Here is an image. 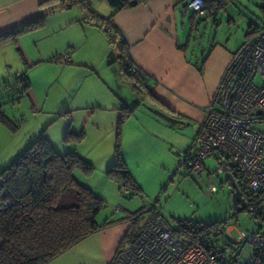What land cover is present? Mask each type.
<instances>
[{"label": "rangeland", "instance_id": "374dc122", "mask_svg": "<svg viewBox=\"0 0 264 264\" xmlns=\"http://www.w3.org/2000/svg\"><path fill=\"white\" fill-rule=\"evenodd\" d=\"M92 3L97 14H101L102 8L107 6L106 0L102 1V5H97L93 0ZM82 11V8L75 7L63 15L70 17V20H80L87 14L84 11L85 14L79 17ZM191 15L188 11L185 24L188 25ZM57 19L48 22L43 31L29 33L20 39L19 48L27 61L26 65L14 50L11 60L5 67L3 65L0 112L7 119V124L0 120V171L10 166L46 132L56 152L65 154L74 150L93 165L90 174L76 171L75 177L104 200V206L96 216L97 223L127 222V231L134 235L139 231L143 214L134 224L131 217L153 205L173 228L178 227V220H187L198 226L217 224V228L210 233L217 249L228 260L249 261L252 246L239 238L240 232L247 235L264 232V220L253 217L245 207L238 211L233 208L226 172L218 171L223 164L220 154L207 158L204 172L198 175L180 165L183 152L193 143L190 127L176 130L162 122L150 126L143 120L145 129L141 128L135 149L128 139L121 143L120 128L118 150L128 151V170L139 187L138 191H134L127 186L128 195L121 193L119 183L107 175V170L117 162L115 150L118 135L115 133L116 136L111 137L108 121L102 128L92 125L94 118L86 124V111L76 109V106L82 102L81 95L86 97L100 91L99 98L104 103L117 96L119 104L124 102L130 109L141 104L139 107L152 111L149 99L145 89L137 82L131 85L117 77V72L113 70L116 68L114 53L96 28L87 27L81 19L78 24L59 30ZM262 25L264 0H233L217 14H197L188 55H208L216 45L234 51L255 28ZM80 27L87 29V32L84 33ZM70 37L74 43L72 55L75 54L74 59L82 64V67L76 68L80 74L76 73L75 68H68L70 63L58 64L52 55L58 47L67 46ZM81 73H88V76ZM23 75L31 85L28 95L21 94L22 84L17 79ZM89 99L85 98L84 102L92 105L93 100ZM179 127L178 122L175 128ZM69 128L72 133L82 132L80 141H64ZM257 128L264 131V126ZM187 144L189 147L185 149ZM107 157H115V162L109 163ZM210 185L215 186L216 191L210 193Z\"/></svg>", "mask_w": 264, "mask_h": 264}, {"label": "crops", "instance_id": "0c3cea01", "mask_svg": "<svg viewBox=\"0 0 264 264\" xmlns=\"http://www.w3.org/2000/svg\"><path fill=\"white\" fill-rule=\"evenodd\" d=\"M93 1L97 2V5H102L103 0ZM189 1L149 0L145 4L117 10L114 13L107 2V6L102 8L103 14H97L93 9L92 0H90L89 7L84 6L81 0H0V36L14 34L40 17L44 19L42 27L19 33L14 41L0 45V78L4 71L3 65L5 67L11 60L12 50L18 53L26 65L27 61L19 48V41L23 36L43 31L48 22L51 23L54 18H58L57 29L59 30L67 29V25L78 24L82 19L87 27L92 26L103 35L110 51L114 53L116 68L112 69L115 73L117 72V77L131 85H135L137 82L144 88L152 110L139 107L141 104H137L131 112H128V104L120 102L122 104L120 105L118 102L120 99L117 96L105 100L106 104L99 98L101 91L93 92L86 97L81 95L82 102H78L76 106V109L86 111L85 123L87 124L94 118L92 125L102 128L108 121L110 130L112 133L114 132L113 135L111 133V137H115L119 120L123 115H127L120 125L121 143L123 144L128 139L134 149L138 143L141 128L145 129L143 120L150 126L157 124L156 122H162L167 127L176 130L190 127L193 137L191 147H193L200 132L204 109L208 106L221 73L235 50L229 51L216 45L208 55H188L195 15H197L188 7ZM75 7L83 9L82 13H79V17L85 14L84 11H87L84 18L70 20V17L63 15ZM188 11L192 15L187 25L185 22ZM107 18L119 30V33L115 32V43L118 44L122 40L124 42L122 50L116 46H114L115 48L111 47L103 29L97 25ZM74 21L77 22L74 23ZM80 29L84 33L87 32V29L83 27ZM71 39L72 37L68 39L67 46L58 47L52 55H54V60L60 64L57 59L58 55L68 53L71 64L68 68L76 69L82 67V64L74 59L75 54L72 55L74 43ZM101 46L103 51L104 45ZM101 53L103 54V52ZM102 57L104 58V54ZM121 57H123L122 60ZM126 61L131 64L130 67L128 66V72L135 75V80L129 81L124 76L123 64L128 63ZM54 65L56 66L55 63ZM131 66H135L138 72H131ZM92 69L95 71L94 68ZM77 70L79 69H76V73L80 74ZM81 74L88 76V73ZM91 75L95 77V75ZM106 77L108 76L106 75ZM30 92L31 85L26 94L28 95ZM87 97L90 98V101L93 100L92 105L84 102ZM157 111L171 115L177 123H180V127L175 128L167 124ZM67 132H70V128ZM74 134L79 133L74 132ZM48 138L50 141L52 140L49 136ZM188 147L189 145L185 149ZM120 155L128 168V151L121 149ZM113 158L115 157L112 159L107 157L106 160L108 159L109 163H114L117 161V156L115 161ZM78 181L80 180L78 179ZM142 216L143 222L144 214ZM128 225L127 222H108L107 225L81 239L47 264H111L117 251L129 244L124 240Z\"/></svg>", "mask_w": 264, "mask_h": 264}, {"label": "built area", "instance_id": "2783aa9c", "mask_svg": "<svg viewBox=\"0 0 264 264\" xmlns=\"http://www.w3.org/2000/svg\"><path fill=\"white\" fill-rule=\"evenodd\" d=\"M81 2L90 6V0ZM205 4V0H190L188 7L204 15ZM57 59L62 64L70 62L68 53ZM131 72L138 69L131 66ZM259 126H264V25L255 28L231 54L204 109L193 147L180 160V165L198 175L204 172L207 158L220 154L222 166L227 165L225 172L239 174L241 184L237 186L245 208L264 220V131ZM222 166L218 171H224ZM209 191H216L215 186L210 185ZM121 193L127 196L129 191L121 188ZM143 214L137 236L117 251L111 264H264V232L247 235L241 231L239 238L252 246L251 258L228 260L211 239L216 226L201 232L193 229L186 235L173 228L153 205Z\"/></svg>", "mask_w": 264, "mask_h": 264}, {"label": "trees", "instance_id": "16d2710c", "mask_svg": "<svg viewBox=\"0 0 264 264\" xmlns=\"http://www.w3.org/2000/svg\"><path fill=\"white\" fill-rule=\"evenodd\" d=\"M148 1L107 0L113 9L112 13ZM205 1V11L217 14L218 10L233 0ZM43 22V17H40L14 34L0 36V45L14 41L19 33L42 27ZM97 25L103 29L111 47L116 46L120 50L124 48L122 40L115 43V32L119 33V30L111 24L110 19H103ZM123 65L124 76L129 81L135 80V75L128 72L131 64L128 62ZM17 79L22 84L21 94L26 93L30 88L28 78L23 75ZM127 109L128 112L133 110ZM159 115L167 124L174 127L177 125L171 115L161 111ZM126 116L123 115L118 123L115 150L117 162L107 170V175L119 183L120 190L130 186L138 191L139 187L118 150L119 129ZM0 120L7 124L1 112ZM45 133L32 142L10 166L0 171V264H47L81 239L108 224L96 221L104 200L75 177L76 171L90 174L93 165L74 150L59 154ZM81 138L82 132H67L64 141L78 142ZM233 176L236 181L239 180L237 171H233ZM142 214L143 210L133 215L132 224ZM178 223L175 229L186 235H190L193 229L201 232L209 227H217L215 223L198 226L187 220H178ZM137 234L138 231L134 235L127 231L124 240L130 244Z\"/></svg>", "mask_w": 264, "mask_h": 264}, {"label": "water", "instance_id": "95a60500", "mask_svg": "<svg viewBox=\"0 0 264 264\" xmlns=\"http://www.w3.org/2000/svg\"><path fill=\"white\" fill-rule=\"evenodd\" d=\"M231 168H234V165L232 163L229 164ZM223 170H227V165L222 166ZM227 179L230 182L231 187V199H232V205L233 208L238 211L245 207V202L243 200L242 194L238 189L237 184L235 183V180L230 172H226Z\"/></svg>", "mask_w": 264, "mask_h": 264}, {"label": "flooded vegetation", "instance_id": "af4514ba", "mask_svg": "<svg viewBox=\"0 0 264 264\" xmlns=\"http://www.w3.org/2000/svg\"><path fill=\"white\" fill-rule=\"evenodd\" d=\"M235 183L240 185L241 184L240 179L238 181L235 180Z\"/></svg>", "mask_w": 264, "mask_h": 264}]
</instances>
